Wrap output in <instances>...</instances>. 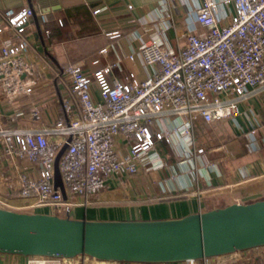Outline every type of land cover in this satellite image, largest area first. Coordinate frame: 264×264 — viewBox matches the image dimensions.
Returning a JSON list of instances; mask_svg holds the SVG:
<instances>
[{
  "label": "built area",
  "instance_id": "1",
  "mask_svg": "<svg viewBox=\"0 0 264 264\" xmlns=\"http://www.w3.org/2000/svg\"><path fill=\"white\" fill-rule=\"evenodd\" d=\"M221 6L232 8L226 21L217 14ZM34 13L30 7L0 11V36L5 35L0 45V96L10 99L29 94L36 83L35 78L28 84L23 80L35 70L27 56L40 48L31 39ZM194 15L206 31L204 37L189 33L186 44L176 50L165 46L160 37L139 43L138 55L152 69L142 81H136L120 59L92 75L84 73L81 63L52 69L62 88L63 112L53 131L63 141H50L47 130L7 127L0 116V158L38 168L36 178L19 175L14 185L20 198L34 199L20 211L71 213L77 205L92 204L109 179L135 176L139 171L167 170L168 178L174 179L160 144L168 145L177 165L189 172V184H183V190L192 185L198 190L209 165L202 161L204 151L196 147L194 121L231 119L238 125L237 118L252 115L250 108L247 114L242 106L264 92V0H202ZM40 17L47 21L45 14ZM115 69L121 71L124 81L113 76ZM254 133L251 131L250 139ZM65 143L58 161L66 193L63 199L54 186V164ZM253 151L260 156L258 150ZM75 198L78 204L73 202ZM0 206L6 207L1 201ZM35 262L40 259L29 258L27 264Z\"/></svg>",
  "mask_w": 264,
  "mask_h": 264
},
{
  "label": "crops",
  "instance_id": "2",
  "mask_svg": "<svg viewBox=\"0 0 264 264\" xmlns=\"http://www.w3.org/2000/svg\"><path fill=\"white\" fill-rule=\"evenodd\" d=\"M201 2L32 0L35 13L30 19L33 24L31 39L40 48L37 53L27 56V62L35 70L33 74L24 75L23 80L28 84V80L35 78L36 83L29 94H18L10 99L4 94L0 96L3 124L10 128L47 130L50 141H63L62 135L53 131L63 112L60 105L62 88L51 70L81 63L84 73L92 75L97 69L120 59L134 73L135 80L142 81L152 69L146 67L138 55L139 43L160 37L165 46L176 50L186 44L189 33L204 37L206 31L197 24L194 15ZM25 7H29L27 0H0V11H18ZM94 10L99 11L94 14ZM231 12V7L221 6L217 14L226 21ZM41 13L47 17L46 22L41 21ZM45 31L49 33L46 35ZM113 33L117 36H111ZM4 38L5 35L0 36V45ZM113 76L124 81L119 69L113 71ZM92 89L97 99L96 85L93 84ZM248 104L243 105L242 110L248 114L250 108L252 115L237 118L238 125L231 119L212 123L201 118L194 121L196 147L204 151L202 161L209 165L204 174L199 171L205 177H200L198 190L193 185L188 191L183 190V184H189L190 174L177 165L171 148L160 144L159 150L174 173V179L168 178L170 173L167 170L139 171L135 176L113 177L92 204L73 207L71 217L89 220L173 219L232 203L264 199V92L251 97ZM251 131L255 132L253 139L249 136ZM253 148L260 152L259 157ZM37 173L35 165L22 161L11 164L0 158V201L15 211L32 204L34 199L20 198L14 185L19 175L34 179ZM73 202L78 204L79 199L75 198ZM40 212L46 213L47 210ZM26 260L20 256L0 255V264H25ZM42 263L123 264L83 258L45 260ZM182 264H264V247Z\"/></svg>",
  "mask_w": 264,
  "mask_h": 264
},
{
  "label": "water",
  "instance_id": "3",
  "mask_svg": "<svg viewBox=\"0 0 264 264\" xmlns=\"http://www.w3.org/2000/svg\"><path fill=\"white\" fill-rule=\"evenodd\" d=\"M42 1V0H39ZM32 8V0H27ZM35 25L38 26L37 21ZM37 36L40 37L38 32ZM54 164V186L66 193ZM264 247V199L232 203L180 218L75 219L71 213L15 211L0 206V255L123 264H182Z\"/></svg>",
  "mask_w": 264,
  "mask_h": 264
},
{
  "label": "rangeland",
  "instance_id": "4",
  "mask_svg": "<svg viewBox=\"0 0 264 264\" xmlns=\"http://www.w3.org/2000/svg\"><path fill=\"white\" fill-rule=\"evenodd\" d=\"M28 259L29 258H27V260H26V262H25V264H27L28 263ZM84 260H86L87 259V261H93V260H91V259H88V258H83ZM40 260H42V259H40ZM45 261V260H44Z\"/></svg>",
  "mask_w": 264,
  "mask_h": 264
},
{
  "label": "bare ground",
  "instance_id": "5",
  "mask_svg": "<svg viewBox=\"0 0 264 264\" xmlns=\"http://www.w3.org/2000/svg\"><path fill=\"white\" fill-rule=\"evenodd\" d=\"M34 264H43L42 261L40 260V262H35Z\"/></svg>",
  "mask_w": 264,
  "mask_h": 264
}]
</instances>
